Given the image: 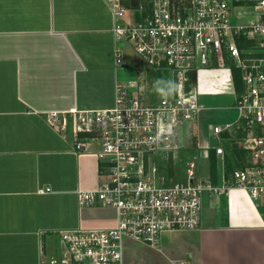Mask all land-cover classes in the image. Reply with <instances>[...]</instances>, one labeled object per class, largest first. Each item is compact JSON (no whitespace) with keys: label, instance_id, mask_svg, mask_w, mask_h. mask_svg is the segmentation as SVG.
Returning <instances> with one entry per match:
<instances>
[{"label":"crops","instance_id":"1","mask_svg":"<svg viewBox=\"0 0 264 264\" xmlns=\"http://www.w3.org/2000/svg\"><path fill=\"white\" fill-rule=\"evenodd\" d=\"M113 26L103 0H0V264H43L63 254L62 232L118 223L114 208L79 205L101 163L48 119L114 107L126 63H116ZM200 82L202 96L237 98L229 67ZM207 152L208 179L221 185L231 166ZM123 264H264V208L239 189L205 195L201 228L166 231L156 247L125 238Z\"/></svg>","mask_w":264,"mask_h":264},{"label":"built area","instance_id":"2","mask_svg":"<svg viewBox=\"0 0 264 264\" xmlns=\"http://www.w3.org/2000/svg\"><path fill=\"white\" fill-rule=\"evenodd\" d=\"M103 1L114 19L117 65L124 64L125 44L149 70L117 83L113 108L54 112L48 119L73 134L79 154L101 163L97 189L79 191V205L114 208L118 223L62 232L63 254L43 264H123L125 238L156 247L166 231L201 228L205 195L239 189L264 208V0ZM228 60L241 71L243 91L233 106L235 120L212 127L219 143L207 154L227 161L230 173L220 185L201 177L199 162L190 161L187 182L176 183L174 168L158 157L166 161L178 150L181 126L189 127L193 148L201 74L232 69ZM151 76L164 77L166 86L157 89ZM91 142L100 148L90 149Z\"/></svg>","mask_w":264,"mask_h":264},{"label":"rangeland","instance_id":"3","mask_svg":"<svg viewBox=\"0 0 264 264\" xmlns=\"http://www.w3.org/2000/svg\"><path fill=\"white\" fill-rule=\"evenodd\" d=\"M251 17H246L243 22L248 23ZM124 69L118 70V75L122 81L127 82L130 80H139L143 73L149 70L147 63L135 53L128 45H122ZM229 66L234 65L231 60L227 61ZM231 64V65H230ZM122 66V65H121ZM233 67V66H232ZM232 71V69H231ZM150 73V72H148ZM156 81L155 86L157 89H161L166 85H162V81L159 78L151 76ZM166 84L168 85L167 81ZM200 80L198 86L199 102L207 109H202L198 115V121L194 129V136L198 141L199 148H192L190 146V130L188 126H181L178 128V140L176 146L178 150H175L170 156L166 157V161L163 156L158 157V162L161 165H167L174 168V182L186 183L187 182V163L190 161L199 162V174L201 177L208 179L212 173V166L210 160L206 158V152L209 148L217 146L218 140L212 132V127L218 124L232 122L235 120L237 111L231 106L234 104L237 98L230 95H200ZM154 88V87H153ZM242 156V155H240ZM241 158V157H240ZM220 169V167H218ZM169 173V170L166 171Z\"/></svg>","mask_w":264,"mask_h":264},{"label":"trees","instance_id":"4","mask_svg":"<svg viewBox=\"0 0 264 264\" xmlns=\"http://www.w3.org/2000/svg\"><path fill=\"white\" fill-rule=\"evenodd\" d=\"M232 72L236 94L239 95L243 91L242 74L241 71L234 66L232 67Z\"/></svg>","mask_w":264,"mask_h":264}]
</instances>
